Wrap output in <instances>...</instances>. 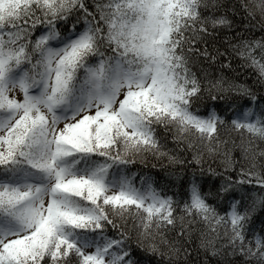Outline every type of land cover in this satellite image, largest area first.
<instances>
[{"label": "snow or ice", "instance_id": "1", "mask_svg": "<svg viewBox=\"0 0 264 264\" xmlns=\"http://www.w3.org/2000/svg\"><path fill=\"white\" fill-rule=\"evenodd\" d=\"M153 262L264 264V0H0V264Z\"/></svg>", "mask_w": 264, "mask_h": 264}, {"label": "trees", "instance_id": "2", "mask_svg": "<svg viewBox=\"0 0 264 264\" xmlns=\"http://www.w3.org/2000/svg\"><path fill=\"white\" fill-rule=\"evenodd\" d=\"M237 23H242L239 18H237ZM241 79H243V78H241ZM247 82L251 83V80H248ZM154 163L157 164V167H155V168L152 167V165ZM131 167L133 168V170H140L144 173L151 175L154 178V180H156L161 185H166V186L172 187L170 181L173 179V177L166 175V166L164 165V163L162 161L158 162L156 160L149 159L146 161V166L140 164V162L137 161L135 163V165H133ZM213 167H215V165H213ZM205 175H207V174H205ZM181 179H183V177H181ZM179 182L180 181H177V183H179ZM205 187H207V185H205ZM153 264H154V262H153Z\"/></svg>", "mask_w": 264, "mask_h": 264}]
</instances>
